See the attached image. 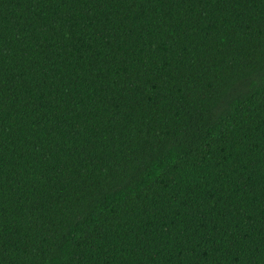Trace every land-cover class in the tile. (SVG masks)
<instances>
[{"label":"trees","instance_id":"obj_1","mask_svg":"<svg viewBox=\"0 0 264 264\" xmlns=\"http://www.w3.org/2000/svg\"><path fill=\"white\" fill-rule=\"evenodd\" d=\"M0 264H264V0H0Z\"/></svg>","mask_w":264,"mask_h":264}]
</instances>
